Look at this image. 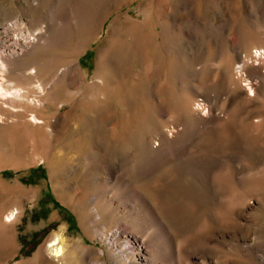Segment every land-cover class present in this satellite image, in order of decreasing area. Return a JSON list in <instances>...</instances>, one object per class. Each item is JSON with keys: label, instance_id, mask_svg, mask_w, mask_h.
Instances as JSON below:
<instances>
[{"label": "rangeland", "instance_id": "1", "mask_svg": "<svg viewBox=\"0 0 264 264\" xmlns=\"http://www.w3.org/2000/svg\"><path fill=\"white\" fill-rule=\"evenodd\" d=\"M17 16L43 41L3 73L26 96L0 108V264H138V241L112 231L149 243L157 226L119 180L100 184L94 160L137 162L161 136L191 144L125 179L175 250L206 243L213 264H264V0H0V24ZM61 227L88 249L80 260L71 243L63 256L45 247ZM104 232L126 243L123 255Z\"/></svg>", "mask_w": 264, "mask_h": 264}, {"label": "bare ground", "instance_id": "2", "mask_svg": "<svg viewBox=\"0 0 264 264\" xmlns=\"http://www.w3.org/2000/svg\"><path fill=\"white\" fill-rule=\"evenodd\" d=\"M56 20L59 21L60 23H64L67 20V16L57 15ZM41 36L38 33L30 32L27 29V27L24 26L21 18L18 16L11 20L4 21L0 24V108L1 109L5 110L11 107V102L15 98L22 99L25 98L26 96L25 90H23L22 87L10 86L9 84L6 83L5 76L3 75V73L7 70V68H9L8 67L9 61L18 60L23 55H25L26 52L28 53L29 49L31 50L33 47L40 44L42 39ZM47 39H49V36H46L44 38V41ZM263 54H264V50H258V52L255 51V56L259 58L264 56ZM240 68L243 69V65ZM252 72H253V76H258L261 73L260 69L257 67L252 68ZM250 87L252 88V86ZM36 88L38 90L44 91L43 86L41 84L37 85ZM199 97L201 98L202 101H198L201 103L197 102L199 104L197 110L199 111V108H202L203 110H206L205 113L207 114L211 109L208 100L202 96ZM37 101H39V105L41 106L42 101L41 100H37ZM34 104L36 105V103ZM1 115L2 114H0V120L2 119ZM32 118L33 121L37 123H41V119L36 115H33ZM184 128H185L183 129L184 131L180 130V134H179L180 137L183 136L184 134L187 135V131H186L187 127L185 126ZM190 144L191 143L189 141H182L179 137L168 139L165 136H161V140L158 146L155 148L150 146L152 148L149 151L148 155L140 156V158L137 159V162L135 161V157L133 156L134 155L133 153L132 155L128 154L127 156H125L123 158L124 160L123 161L120 160L121 162L118 165H114L111 162V157L107 156L106 154L100 155L101 157L96 158L94 160V168H97V171H99L103 175V177L100 178V184L105 185L107 182H109V179L119 180L122 184H124V187L125 189H127L126 191L130 194L131 198L135 200L133 202H135V205H137L138 208L137 211L141 214V218L144 219L143 216L147 215L150 218H152L153 222L157 226V239L159 238L160 240L159 243L157 244H154L157 241V239H155V241L147 243L143 241V238L141 236H137L135 232L127 228L122 229L119 227H114L112 234L114 236L122 235L123 239L127 241L126 242L127 244L129 243L130 240H132L133 242L138 241V252H137L138 264H213L211 261L208 260V257L206 256L207 254H205L204 251H202L203 246L207 247L206 243L205 244L202 243L198 245L196 249L194 248L195 250H190L187 248L188 245H186V247L184 246L183 243L185 242L183 243L181 242L182 249L179 247L178 250H175V243L172 238L173 235H171L172 233L170 234L171 231L169 232V228L167 226L168 224H165L166 222H164V218L161 216L157 208L153 207L154 205L152 206L151 202H149V199L147 200L145 194L139 189V187H137L131 181H127L125 179V175H127V173H129V171L132 170L133 165L135 166V164H137L136 166L137 171H140L143 174H148L149 172L158 168L160 165L165 164L168 161L170 162L171 160L173 161V159L175 160L176 158L180 157L181 154H183V152H186ZM231 197L229 196L230 199L228 198L229 200H227L228 201L226 208L227 213L230 212L229 210L230 204H232L233 201ZM95 210L97 211L96 208ZM112 211L113 210H111V213ZM18 212H19L18 208H15V210L14 209L11 210L6 215L4 222L5 223L13 222ZM171 212L176 214L178 212V208L176 206H172ZM171 212L169 214H171ZM97 217L100 218L99 213L97 214ZM146 223L145 222L143 223L144 228L148 225ZM1 225L3 226V224ZM123 233L125 235H123ZM107 234L111 235L110 233L104 232L103 237L105 239H108L111 242V245H113V247H116V252L118 253L117 255L119 256L123 255L125 253L126 243L121 245L117 242V239H115V237H111ZM69 243L73 245L74 248L73 258H75L76 261L78 259L80 260L81 256L86 255V251L88 249L81 246V244L76 240L70 241L65 236L62 227L60 228L59 233L53 234L50 237V239L48 240V244L45 247L50 250L52 255L63 256L64 251ZM184 251H185V256L183 260L181 254H183ZM230 263L229 261H226L225 263H220V264H230Z\"/></svg>", "mask_w": 264, "mask_h": 264}]
</instances>
